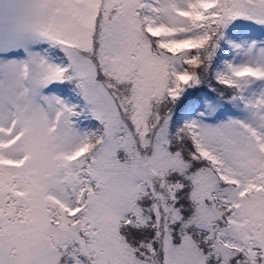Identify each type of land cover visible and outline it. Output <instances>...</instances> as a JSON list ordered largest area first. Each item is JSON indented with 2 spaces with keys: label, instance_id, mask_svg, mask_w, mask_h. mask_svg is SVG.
<instances>
[{
  "label": "snow or ice",
  "instance_id": "1",
  "mask_svg": "<svg viewBox=\"0 0 264 264\" xmlns=\"http://www.w3.org/2000/svg\"><path fill=\"white\" fill-rule=\"evenodd\" d=\"M0 264H264V0H0Z\"/></svg>",
  "mask_w": 264,
  "mask_h": 264
}]
</instances>
